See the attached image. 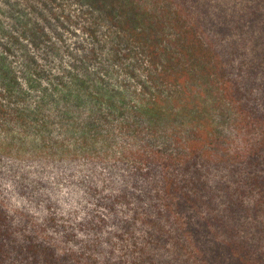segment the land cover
<instances>
[{
  "label": "rangeland",
  "instance_id": "1",
  "mask_svg": "<svg viewBox=\"0 0 264 264\" xmlns=\"http://www.w3.org/2000/svg\"><path fill=\"white\" fill-rule=\"evenodd\" d=\"M245 4L259 11L263 19L262 23L261 18L257 20L249 31L248 22L240 21V10ZM170 7L186 9L176 1ZM187 7L191 18L199 17L200 31L205 38L227 48L226 56L231 64L250 61L254 49L261 51L264 46V27L261 29L264 1L191 0ZM102 14L101 9L90 6L89 0H0V75L5 72L10 76L8 82L0 77V202L17 217L25 210L28 219L53 215L58 223L65 225L75 218L72 228L78 235L86 228L78 223L84 217L86 199L89 208L103 214L107 207L97 203L98 197H164L162 184L169 178L166 166L162 170L159 167L155 173L150 170L149 161H145L149 158L130 160L129 149L144 150L163 158L175 152L166 148L163 137L176 124L169 123L173 120L153 123L155 120L147 117L146 106L152 97L164 98L160 100L163 110L169 111L173 102H167L166 97L175 96L179 89L176 83L181 82L170 76H159L162 79L159 81L151 79L148 74L153 63L151 57L141 50H129V45L123 42L119 44L117 26L122 25L116 22L121 18L116 17L115 26ZM167 32L162 34L163 46L172 42ZM116 52L118 56L114 58ZM157 62L164 68V54ZM86 77L89 80L80 89L83 95L80 106L57 99L59 94H66L67 87L78 83L76 79ZM254 78L261 82V72ZM190 87L193 91L195 83L181 90L190 93ZM89 94L92 99L87 98ZM95 95L100 98L94 100ZM229 103L222 106L223 112L207 110L209 126L202 127L204 133L208 127H216L214 133L218 142L221 141V148H228L229 153H241L246 146L244 136L219 122V116L224 118L223 113L235 117ZM90 118L96 126L87 129ZM179 119L183 124L177 128L185 132L190 118ZM129 124L130 131L136 132L132 133L134 137L130 134L127 138ZM81 153H92L95 163L82 161ZM160 170L166 175L160 176ZM124 173L133 179L124 181ZM221 176L226 177V172L216 171L209 183L215 184ZM177 179H181L180 173ZM34 191L50 198L41 204L42 210L29 202L34 201ZM144 191L150 195H143ZM123 207L128 208L123 205L119 209ZM69 216L72 217L69 219ZM142 219L146 220V216ZM49 228L54 231L53 227ZM254 236L261 237V234ZM119 242L117 245L122 249L131 247L130 240L126 244ZM202 246L208 264H233L234 252L219 258L210 244ZM249 250L254 255L253 248Z\"/></svg>",
  "mask_w": 264,
  "mask_h": 264
},
{
  "label": "trees",
  "instance_id": "2",
  "mask_svg": "<svg viewBox=\"0 0 264 264\" xmlns=\"http://www.w3.org/2000/svg\"><path fill=\"white\" fill-rule=\"evenodd\" d=\"M89 1L91 7L102 10L106 21L116 22V17L121 18L116 23L122 26L113 24L123 31L121 34L118 30L119 44L123 42L129 45V50H141L151 57V69L154 68L148 73L151 79L159 81L162 80L159 76H170L183 85L176 83L177 96L167 95H171L166 97L167 102H173L169 111L163 110L160 100L164 98L152 97L146 106L147 117L155 120L153 123L173 120L169 123L176 124L163 137L166 148L175 152L164 158L144 150L127 152L130 160L149 158L145 161H149L150 170L155 173L159 167L162 170L166 166L169 178L163 179L164 197H98L97 203L107 207L103 214L89 208L86 199L84 217L78 219L86 228L80 235L72 228L75 218L65 225L58 223L53 215L28 219L25 210L17 217L0 202V264H123L125 261L130 264H208L202 251V245L208 244L219 258L234 252L233 264H264V46L261 51L252 48L250 61L231 64L227 60V48L221 47L218 41L215 44L207 40L200 31L199 17L191 18L187 12L191 0ZM173 1L186 9L170 7ZM242 9L240 21L248 22V31L252 30L261 18L259 11L247 4ZM165 30L172 42L163 46ZM161 54L166 58L163 69L157 62ZM117 56L118 52L114 58ZM259 71L261 82L254 78ZM0 77L10 81L8 73ZM87 80L88 77L76 79L78 83L67 87L66 94H59L61 97L57 99L80 106L83 103L80 89L85 88ZM190 83L196 85L193 91L192 87L190 93L181 90V87L189 88ZM208 95L212 96V102ZM86 96L92 99L90 94ZM97 98L100 97L93 96L94 100ZM227 102L235 117L223 113L224 118L219 116V122L244 136L246 146L241 153H229L228 148H221V141L218 142L214 133L216 127H208L207 133L202 127L209 126L207 110L223 112L222 106ZM183 116L189 117L191 122L185 132L177 128L183 124L179 119ZM87 125L88 129L96 123L90 118ZM129 127L130 124L127 138L136 132ZM90 154L81 153L79 158L95 163ZM161 170L160 176H165L166 172ZM220 170L226 172V177H219L215 184L209 183ZM178 173L181 179H177ZM128 174L124 173V181L133 179ZM34 192V201L29 202L42 210L41 204L50 198L40 191ZM144 194L150 195L148 191ZM77 198L83 197L74 199ZM123 205L128 206L127 210L119 209ZM131 211L137 213L133 215ZM144 216L146 220L142 219ZM257 233L261 237L254 236ZM119 240L121 244L130 240L131 247L122 249L117 245ZM250 247L254 255L249 253Z\"/></svg>",
  "mask_w": 264,
  "mask_h": 264
}]
</instances>
